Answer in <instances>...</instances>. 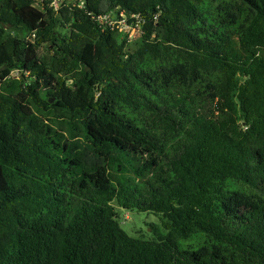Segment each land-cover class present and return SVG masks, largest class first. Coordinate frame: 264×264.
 Segmentation results:
<instances>
[{
  "label": "trees",
  "instance_id": "trees-1",
  "mask_svg": "<svg viewBox=\"0 0 264 264\" xmlns=\"http://www.w3.org/2000/svg\"><path fill=\"white\" fill-rule=\"evenodd\" d=\"M54 1L0 0V264H264V0Z\"/></svg>",
  "mask_w": 264,
  "mask_h": 264
},
{
  "label": "rangeland",
  "instance_id": "rangeland-1",
  "mask_svg": "<svg viewBox=\"0 0 264 264\" xmlns=\"http://www.w3.org/2000/svg\"><path fill=\"white\" fill-rule=\"evenodd\" d=\"M60 1L61 0H55L52 3V6L55 8V10L58 9ZM66 2H74V0H66ZM54 16L56 20L57 30L62 32V34H67V31H64L61 26L59 14L56 13ZM121 16L126 18L123 14H121ZM111 21L113 25L120 24L118 25L119 31L128 36L130 48H134L137 45L140 36L138 27H133L129 24H125L124 19L119 20L117 18H111ZM38 53L47 61L54 60V53L51 50L50 45H48L47 43L40 46ZM50 102H52L51 99ZM116 218L118 219L121 227L131 235L142 236L144 238H153L155 237L156 233L161 231L164 232V229L161 227L160 217L152 212H139L136 210L130 211L122 208H117Z\"/></svg>",
  "mask_w": 264,
  "mask_h": 264
},
{
  "label": "built area",
  "instance_id": "built-area-1",
  "mask_svg": "<svg viewBox=\"0 0 264 264\" xmlns=\"http://www.w3.org/2000/svg\"><path fill=\"white\" fill-rule=\"evenodd\" d=\"M102 19H104V20H106L109 24H112L113 25V23H112V21H111V18L109 19L108 18V16H104V17H102ZM121 19H124L125 20V18L124 17H122ZM121 19H119V20H121ZM125 24H127L126 23V20H125ZM118 25H120V24H118Z\"/></svg>",
  "mask_w": 264,
  "mask_h": 264
}]
</instances>
